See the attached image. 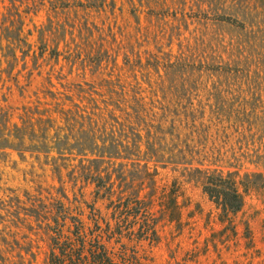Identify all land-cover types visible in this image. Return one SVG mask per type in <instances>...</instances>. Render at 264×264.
Here are the masks:
<instances>
[{"label": "rangeland", "instance_id": "1", "mask_svg": "<svg viewBox=\"0 0 264 264\" xmlns=\"http://www.w3.org/2000/svg\"><path fill=\"white\" fill-rule=\"evenodd\" d=\"M263 3L0 0V264H47V221L29 208L62 205L89 229L93 210L115 228L118 181L111 204L92 177L142 166L155 172L157 242L121 240L142 264H264ZM90 140L136 152L90 165L96 153L78 152ZM207 175L248 179L231 226ZM171 193L176 220L160 206Z\"/></svg>", "mask_w": 264, "mask_h": 264}, {"label": "trees", "instance_id": "2", "mask_svg": "<svg viewBox=\"0 0 264 264\" xmlns=\"http://www.w3.org/2000/svg\"><path fill=\"white\" fill-rule=\"evenodd\" d=\"M136 143V141L127 142L129 146H124L114 141L108 144L101 141L98 146L93 140H90L81 144L78 152H81L82 149H87L90 153H96L99 160L93 159L89 163L90 165H98L103 163L101 157L104 155L102 154H107L109 158H119L118 148L129 152V155L134 154L136 152ZM146 144L148 151H150L151 144ZM257 152L255 151L256 155H258ZM192 172L199 173L200 171L194 169ZM101 173L98 170L97 175L92 177L95 182L96 199L108 200L111 204L114 203L111 201L113 197L112 187L113 183L118 181L117 187L120 192L118 193L117 202L123 201V203H119L114 207L113 216L117 214L116 219L118 221L113 229L108 224L102 229L98 224L99 218L96 217L93 210L90 217L93 228L89 229L85 227L84 222L78 216H72L62 205L47 207L43 212L35 211L36 208L28 209V213L34 216L36 220L41 218L47 221L45 225L49 239L47 264H142L137 252L134 250L130 251L121 244L123 232L126 231L128 236H135L138 242L147 241L150 244L157 242V231L155 229L157 222L149 214V207L154 196V191L151 187L155 172L148 173L146 166H142L139 171L126 172L127 176H122V173H118V170L115 169H112L110 173L105 171L103 177L100 176ZM135 173L142 175L139 188L144 182H147V189L150 192L145 196L146 201L139 200L138 193L129 190L130 181H134L132 175ZM111 175L115 176L113 182H111ZM126 177L129 178V181H126ZM246 180L248 181L247 177L242 179V181H238L234 176L230 175L226 177L219 175L205 176L203 192L219 210L218 220L221 224L226 223L231 226L233 217L240 212L243 205L240 189L245 190L247 188ZM126 193L128 195L125 198L121 197ZM160 200L163 212L170 213V217L176 220L178 218L176 196L171 193L168 196V203L165 197ZM174 216H176L175 219ZM136 225L138 228L137 232L134 233L132 229ZM111 241L114 242L115 246H119L116 251L114 247L109 246Z\"/></svg>", "mask_w": 264, "mask_h": 264}]
</instances>
